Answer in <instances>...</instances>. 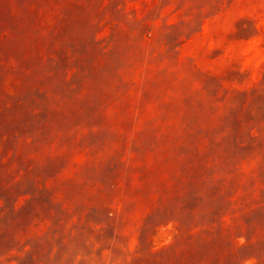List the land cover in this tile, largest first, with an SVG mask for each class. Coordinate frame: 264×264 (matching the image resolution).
Returning a JSON list of instances; mask_svg holds the SVG:
<instances>
[{
    "label": "rangeland",
    "instance_id": "rangeland-1",
    "mask_svg": "<svg viewBox=\"0 0 264 264\" xmlns=\"http://www.w3.org/2000/svg\"><path fill=\"white\" fill-rule=\"evenodd\" d=\"M0 196V264H264V0H0Z\"/></svg>",
    "mask_w": 264,
    "mask_h": 264
},
{
    "label": "trees",
    "instance_id": "trees-1",
    "mask_svg": "<svg viewBox=\"0 0 264 264\" xmlns=\"http://www.w3.org/2000/svg\"><path fill=\"white\" fill-rule=\"evenodd\" d=\"M237 93L242 94L241 95V101H240V105H243L244 107H247L250 103V99L251 97L248 96V92L246 91V89H241L238 90ZM247 93V95H246ZM240 99V98H238ZM238 104V103H237ZM233 106L229 107L230 109L228 111H226V115L224 119H228L229 120V124L226 126V128L222 131L223 137H219V139L217 140L218 142L216 143V141H214L212 139H209L210 142H212L213 144H218L220 145L221 148H223V151L225 154H229L231 147L233 149H244L245 145L243 143H241V141H238V139L236 138V133H238V130L236 128L237 124H238V116H244V114L241 115H236L233 111ZM245 115L248 116V113H246ZM235 126V128H230V126ZM248 138H253V134L248 131L245 134ZM229 143V145H227ZM241 144V145H240ZM223 153V154H224ZM0 198H4L3 196H0ZM4 205V200L3 202L0 204V211L4 208H1V206ZM19 208H21V205L17 206H13V204H9V209L6 210L5 212L7 213V215H11L14 216L15 212L17 210H19ZM1 214V213H0ZM14 214V215H13ZM5 229L4 226H0V252H2L3 250H9L11 249L14 244H12L11 241H14L13 239L15 238L16 241L20 240L21 238L24 239V234L25 232H22L21 234H19L18 236H5L2 234L3 230ZM23 229H24V224H23ZM20 236V237H19ZM14 237V238H13ZM31 250V247H30ZM32 257V258H31ZM33 258L35 259V253L31 250V252L29 253V256H27L26 254L23 253L22 256H20L19 258H17L16 262L14 264H24L27 263L28 260H33Z\"/></svg>",
    "mask_w": 264,
    "mask_h": 264
}]
</instances>
